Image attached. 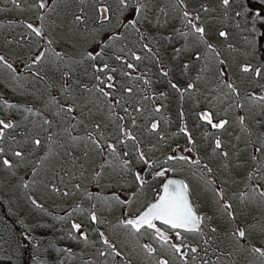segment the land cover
I'll return each instance as SVG.
<instances>
[{
  "label": "trees",
  "instance_id": "trees-1",
  "mask_svg": "<svg viewBox=\"0 0 264 264\" xmlns=\"http://www.w3.org/2000/svg\"><path fill=\"white\" fill-rule=\"evenodd\" d=\"M40 2L41 0H17V3L13 4L12 0H0V55L11 58L16 63H22L19 80L23 81L26 89L30 90V95L25 94L22 88L13 93L12 87L0 81V86H2L0 91L10 93L13 100L10 104L14 105L12 108L4 106L3 95L0 93V118L16 120L21 119V115L29 117L34 115L37 120L48 118L51 123L55 121V124H63L62 127L65 128L63 136L60 137L61 139L55 136L57 140H61L62 146L59 149L64 151L60 159L64 162L66 158H69L64 164L68 166L72 163L75 171L78 169L77 165L85 159V156L88 158V155L92 156L93 160L99 156H105L107 161V147L104 143V140H107L108 144L115 146L117 156L116 159H110V163H107L108 166L114 165L113 167L117 169V172H112L108 176L114 180L111 187L117 189L119 185L121 189L120 184L127 182V186H123L126 189L122 190L132 192L134 195L143 189H150L153 194L154 188L160 185L163 176L152 175V172L161 166H173V160H168V157L177 145L190 144L200 157L206 156L210 148L212 151L216 148L214 138L218 135L217 129H212L210 124L200 119V111L211 110L210 102L218 93L203 88L201 84L203 61L198 62V52L189 51L188 46L190 45L181 35L183 33L181 22L185 19L184 15L183 21L176 19L175 16L172 17L176 11L174 9L180 2L178 4L176 0H142L144 9L143 16L137 24L138 31L137 29L126 31L121 27V22L126 23L132 18L134 8L132 12H127V18L124 16L125 19L124 17L119 19L123 12L119 0H55L57 8L52 12L59 22L56 27L60 29L59 31L63 30L62 26L65 27V32L55 34L53 30L46 31L47 39L49 37L51 40L59 39L60 47L62 46L61 48L58 46L60 53L55 52V56L51 57H49L50 54L47 55L45 49L42 50L44 46H40V37L26 27L27 24L33 25V21L39 23L42 21L49 28H53L46 9L42 10L38 7ZM239 2L249 14L251 13L250 15L257 10L264 9V4H261L259 0H239ZM100 5L111 9L110 22H101L98 15ZM78 15L83 17L82 22L75 20ZM255 31L258 59L264 64V40L260 39V33H264V26L257 22ZM113 33L120 34V38L110 41L109 36ZM145 44L148 45L147 49L143 47ZM201 47L198 46L199 49ZM39 51L45 52L41 62L31 68L26 67L32 64V60ZM97 52H101L99 58L87 59L89 53ZM132 52H135L141 59L138 61L133 59ZM116 56H121L122 60H117ZM105 63L109 65V70L103 73L97 72L96 68L102 67ZM127 63L135 67L129 69L126 66ZM111 69H116V71L111 72ZM66 72L70 74L67 77L64 75ZM163 72L167 75H163ZM109 74L114 77L112 83L115 87L106 88L105 91L110 92L111 95L104 97L96 90L98 84L96 76L106 78ZM172 84L177 85L181 91L174 89ZM189 85H192L190 89ZM129 88L131 92L126 91ZM53 92L56 94L54 95ZM117 100L120 101L119 104ZM68 107H72L73 111L68 112ZM153 123L157 125L155 130L151 127ZM121 128L125 132H130L135 139H125V136L121 134ZM181 128L186 129V132H182ZM56 131H59V128H56ZM89 133H92L93 138L99 139L103 146L102 150L96 149L91 143L88 138ZM189 137H191V142H189ZM86 142L89 143L88 148L82 149ZM141 152L153 165L151 168L139 160ZM124 160L129 162L127 168L122 167ZM103 167L105 169V166ZM141 169L145 170L143 187L133 175L135 171ZM129 174L134 179L131 181L126 179V181L124 177ZM169 174H175V171ZM151 180H154V183L150 185L148 182ZM132 197L135 199L132 202L134 208L137 199L135 196ZM90 199L87 201L89 205L91 204ZM0 213L8 222L7 224H11L12 230V224L15 225V232L11 234L13 237H9L7 233L5 235L0 230V240H3V237L8 238L0 243V264H15L16 261L18 264H33V256L37 247L46 260L43 262L39 259L38 264H87L86 262L69 263L67 261L70 257L66 256H60L59 259V251L52 247L53 242L60 241L66 244L61 248L60 255H71L74 253V248L69 245L78 244L85 239L81 235L82 228L86 229V238L93 240L92 245L95 252L103 249L101 246L103 241L101 242L98 237L101 236V232L112 242L117 239L114 236V233L118 232L115 230L117 214L107 215L102 223H91V215L84 209L73 213L75 220L79 218L77 220H80L78 222L81 226L79 230L73 231L75 236H72L70 232L72 228L67 229L64 224L52 226L53 221L42 226L36 223L33 228L36 236H30L29 232H24V227H18L19 224L14 223L15 216L11 214L9 207L2 199H0ZM253 218L251 219L254 221ZM58 219L60 220V217ZM61 221L65 222L64 217ZM252 225L256 226V221ZM254 228L252 226L249 231H246L247 240H259L261 235L264 239V232L257 233V226L256 229ZM215 229L217 232L212 231L215 235L212 236L213 238L210 236L209 239L202 237L199 231L198 237L200 238L195 240L193 236L194 239L191 240L197 252L192 253L188 250V255L183 258L172 256L173 260H168V264H205V262L207 264H258L264 261V255L261 253L250 252L248 241L245 242L247 244H243L245 237L241 239L230 232L228 235L223 234L229 229L223 231L217 226ZM151 232L146 229L141 230L140 233L133 230L132 233L137 242L150 239L149 237L153 234ZM65 248H68L66 252H64ZM7 251L10 252L6 254ZM16 251L19 253L18 259H15L18 254H15ZM116 253L119 252L116 251L113 255L111 264L135 262L130 261V263L129 259L124 258L120 253L116 255ZM158 253L157 250L151 253L154 260L158 256L163 257L161 253ZM79 255L85 258L88 253L81 252ZM97 264H104V261L101 260L100 263L98 261ZM154 264H159V262L155 261Z\"/></svg>",
  "mask_w": 264,
  "mask_h": 264
},
{
  "label": "rangeland",
  "instance_id": "rangeland-1",
  "mask_svg": "<svg viewBox=\"0 0 264 264\" xmlns=\"http://www.w3.org/2000/svg\"><path fill=\"white\" fill-rule=\"evenodd\" d=\"M54 1L43 0L45 7L42 9H46L48 12V18L53 28H49L42 21L40 23L33 21L34 27L41 29L40 46H44L42 50L45 49L47 55L50 54L49 57L55 56V52L60 53L58 46L60 47L61 43L59 39L54 38L53 41L50 37L47 39L46 31L53 30L52 32L56 34L65 30L63 26L61 31L56 27L59 22L52 12L57 8ZM176 1L180 4H177L178 9H174L176 11L172 17L182 19L186 11L191 14L184 21L182 19L181 31L183 33L181 35L186 38L190 45L188 46L189 51L198 52V62L199 60L203 61L204 69L200 78L201 84L203 88L218 93L210 102L211 110L200 111V116L207 112L213 123H220L221 121L228 123L225 124L224 128L217 129L218 135L214 138V143L216 144V141L219 140L221 147L215 148L213 151L210 148L204 157H200L190 144L177 145L172 149L170 156H184L188 158V161H199V163L174 159L172 167H158L152 172V175L166 169L162 181L171 171H175V175L178 174L184 178L190 194L191 205L202 218L200 230L202 237L209 239L210 236L215 235L212 233L215 226L223 231L229 229V231L223 232L227 235L229 232L235 234L237 229H243L246 234V231H249L252 226L255 227L254 229L257 226V233L259 231L264 232V227H262L264 225V196L260 195V192L264 191V167H260L252 159L253 154L258 157L261 155L255 153L254 148L260 146L261 141H264V101L258 98L256 100L250 98L252 93L264 96V64L258 59L257 37L253 32L252 15L239 0H230V5L227 8L222 4V0H183L182 3L181 0ZM104 6L100 5L98 8V15L101 20L102 13L99 9ZM132 11L123 10L119 19L124 16L127 18V12ZM238 12L240 15H237ZM197 16H199L198 20L196 19ZM189 19L197 27L204 29L202 36L194 31L192 24L188 23ZM221 31L227 35L221 37L219 35ZM61 37L63 38V35ZM197 45L202 46L201 49ZM209 45L212 47L210 48ZM39 53L40 51L36 55ZM4 57L13 65L15 71L0 65V81L12 87L13 93L22 88L25 94L30 95V90L26 89L25 83L19 80L22 63H16L11 58ZM246 65H250L253 71L247 73L241 71L242 67ZM256 68L262 69V74L259 77L255 75L254 70ZM66 82L68 84L69 80ZM229 83L237 89L236 92H232L227 87ZM0 93L3 95L4 101L9 104L13 101L10 93L7 94L2 91ZM53 94L56 93L53 92ZM20 117L21 119L16 120L0 118V120L11 122L14 125L13 128L5 129L3 135L0 136V149H2L0 152V199L7 204L9 211L15 216L14 223L19 224L18 227H24V232H29L30 236H34L33 228L36 223L42 226L53 221L52 226L64 224L67 229L68 227L72 228L70 232H72V236H75L73 231L76 229H73L72 225L79 224L78 221L80 220L77 218L76 221L73 213L85 209L86 213L90 215L94 213L97 217L96 221L90 219L91 223H102L107 215L114 216L117 214L116 227H114L119 234L115 232L114 236L119 241L116 239L112 242L108 236H103V238L98 236L101 242L107 239L109 245L103 243L101 245L103 249L95 252L92 245L93 240L87 237L78 244L69 245V247L74 248V253L71 255H60L59 252L62 253L61 248L66 244L60 241H57L58 243L53 242L52 247L59 251V259L60 256H66L70 257V260L67 261L69 263L97 264L98 261L100 263L103 260L104 264L107 261L111 264L113 255L118 251L124 258L129 259L128 262L135 261L132 264H154L155 261L160 264L161 260L172 261V256L183 255L185 257L188 255V250L191 252V248L194 247L192 245L194 242L191 240L194 239L193 236H195V240L196 238L199 239V232L188 233L181 229L173 230L163 226L161 230L169 237L167 243L160 241L153 230L151 234L153 233L154 237L151 235L150 239L135 242L136 237L133 236V229L130 226L125 227L121 223L133 219L137 213L143 211L149 203L153 202L159 193L160 185L154 188L153 194H151L150 189H143L136 192L137 195L122 190L125 188L124 185L127 186V182L120 184L121 189H119V185L117 189L111 187L114 180L108 176L112 172H117V169L113 167L114 165L108 166L107 163H110V159H116L117 156L115 152L107 149V161L105 156H99L93 160V157L88 155V158L85 156V159L77 165L78 169L75 171L72 163L68 166L64 164L65 160L69 158H66L64 162L60 159L64 151L59 149L62 146L61 140H57L55 136L61 139L60 137L63 136L65 130L62 127L63 124H55V121L51 123L48 118L37 120L34 115L31 117L21 115ZM240 117H244L243 124L240 122ZM210 127L212 126L210 125ZM56 128H59V131H56ZM37 140L40 141L38 145L35 143ZM77 142H79L78 139ZM104 143L107 147L108 141L104 140ZM88 145L89 143L86 142L82 149L88 148ZM186 149H191V151H186ZM16 152H20L21 156H16ZM5 159L9 161L10 166L3 164ZM144 171V169L137 170L133 175L135 177L136 173H140L144 177ZM134 177L129 174L124 178L131 181ZM134 183L136 182L134 181ZM153 183L154 180L148 182L150 185ZM132 196L137 199L134 208L132 202L135 199ZM89 198H91L90 205L87 203ZM225 204L230 205V208L226 210L223 207ZM229 211L232 213L231 216L228 215ZM55 214L60 217V220ZM54 215L55 217H53ZM62 217H64L65 222L61 221ZM251 218L255 220L253 221ZM255 221L256 226L252 225ZM7 223L0 213V230L5 235L7 233L9 237H13L11 234L13 235L15 232V225L12 224V230L11 224ZM81 230V235L86 237V229L82 228ZM176 231L181 232L180 239H177ZM101 233L103 234V232ZM220 234L222 233L220 232ZM262 237L261 235L259 240H247L246 236L243 244H247L245 242L248 241L252 253L255 252L254 249L256 248L264 251V239ZM2 239L0 243L8 240L5 237ZM64 242L68 243V241ZM172 244L180 246L181 253H177ZM184 245L189 247L186 248ZM145 246H151L153 251L157 250L163 257L158 256L154 260V256L151 254L153 251L149 253ZM67 249L65 248L64 252ZM39 251L40 249L37 247L33 256V264L40 263L39 259H42L43 262L46 261ZM9 252L7 251L6 254ZM81 252H86L88 255L83 258L79 255ZM16 253L18 252L16 251ZM18 257L19 253L15 259ZM83 259L85 261H82ZM60 262L62 261L60 260ZM15 264H18V261ZM258 264H264V261H260Z\"/></svg>",
  "mask_w": 264,
  "mask_h": 264
},
{
  "label": "snow or ice",
  "instance_id": "snow-or-ice-1",
  "mask_svg": "<svg viewBox=\"0 0 264 264\" xmlns=\"http://www.w3.org/2000/svg\"><path fill=\"white\" fill-rule=\"evenodd\" d=\"M182 2H183V0H181V3ZM259 2L261 4H264V0H259ZM12 3L16 4L17 0H12ZM119 4H120L121 9L124 11H129V10H132L134 8V14L132 15V18L128 19L126 23L121 22V27L123 29H125L126 31L128 29H137V24L139 22V19L143 16L144 5L142 3V0H119ZM222 4L225 6V8H227L230 5V0H222ZM38 7L41 9H43L45 7V3L43 2V0H41ZM99 11L102 13L101 22L102 23L103 22H110V20H111V9L107 6H104L101 9H99ZM183 15L185 18H188V17H190L191 14L186 11V12H184ZM237 15H240V13L238 12ZM196 19L198 20L199 16H197ZM75 20L77 22H82L83 17L78 15L75 17ZM257 22H259L262 26H264V9L257 10L254 13H252V25H253L254 34H256L255 30H256ZM188 23L192 24V27L196 33L201 34V36L203 35L204 29L202 27H197L192 22L191 19L188 20ZM26 27L28 29H30L31 32L34 33L37 37H40L42 35L41 29L38 27H34L32 24H27ZM137 31H138V29H137ZM219 35L221 37H225L227 34L223 31H221L219 33ZM119 38H120V34H118V33H113L111 36H109L110 41L113 39H119ZM260 39L264 40V33H260ZM143 47L145 49H147L148 45L145 44V45H143ZM209 47L211 48L212 46L209 45ZM44 56H45V52L41 51L38 55H36L34 57V59L32 60V64L26 65V67L31 68L33 65L40 63ZM57 56H59L58 53H57ZM100 56H101V52H97L95 54L89 53L87 56V59L95 60V59L99 58ZM131 56L133 59H135L137 61L141 59V57L136 55L135 52H132ZM116 59L122 60V57L116 56ZM0 65H3L5 68H7L11 71H15V69L13 68V65L11 63H9L7 61V59L2 55H0ZM126 66L129 69H133L135 67V65H133L131 63H127ZM93 67L96 68L95 65H93ZM106 70H109V65L107 63H105L102 67L96 68V71L101 72V73L105 72ZM110 71L115 72L116 69H111ZM241 71L247 73V72L253 71V69L250 65H246V66L242 67ZM254 71H255V75L257 77L261 76V74H262L261 68H256ZM162 74L165 76L167 75L166 72H163ZM221 74L223 75V73H221ZM35 75H39V73H35ZM64 75L67 77L70 74L66 72V73H64ZM125 75H128V74L125 73ZM96 80L98 81V84L96 85V90L99 91L104 97H109L111 95V93L108 91H105V89L106 88L112 89L115 87L114 83H112V81L114 80V77L111 74L107 75L106 78L97 75ZM146 83H147V81H146ZM171 86L174 89H177V91H181L180 89L177 88V85L172 84ZM188 87L190 89L192 87V85H189ZM227 87L229 89H231L232 92L237 91V89L231 83L227 84ZM126 91L131 92V89L130 88L126 89ZM250 98L253 100H256L258 98L259 100L264 101V96H260L258 93L250 94ZM3 103H4V106H6L8 108L14 107V105L9 104L7 101H4ZM119 103H120V101L117 100V104H119ZM28 111H31V109H28ZM67 111L72 112L73 109L71 107H68ZM157 111H159L158 108H157ZM200 119L203 121H206L208 124H210L212 126V128H215V129L224 128L225 124L228 123L227 121H221L220 123H213L210 115L207 112L201 114ZM239 119H240L241 124H243L244 123V117H240ZM45 123H48V122L45 121ZM133 123H135V121H133ZM13 127H14L13 123L5 122L4 120H0V136L3 135V132L5 129H10ZM151 127L153 130H155L157 128V125L155 123H153ZM97 128H99V125H97ZM120 131H121V134L125 136V139H132V140L135 139V137L132 136L130 132H125V130L123 128H121ZM181 131L186 132V129L181 128ZM88 138L91 141V143L95 146L96 149L102 150L103 146L99 142V139L93 138L92 133L88 134ZM121 142H123V141H121ZM189 142H191V137H189ZM35 143L38 145L40 143V141L37 140V141H35ZM215 146L217 149H219L221 147V142L219 140H217ZM107 150L115 152L116 149H115V146L113 144L109 143V144H107ZM186 151H191V149H186ZM0 152H2V149H0ZM254 152L261 154V155L258 157L256 154H253V156H252L253 161H255L257 164H259L260 167H264V159H262V157H264V141H261L260 146L254 148ZM15 155L20 156L21 153L16 152ZM124 155H128V154L124 153ZM224 155H227V154L224 153ZM174 159L188 161V158L184 157V156H176V157L169 156L168 157V160H174ZM139 160L144 162L145 164H148L149 168H151L153 166L145 158V156L142 152L139 154ZM188 162L199 163V161H188ZM128 163L129 162L127 160H124L122 167L127 168ZM3 164L5 166H10L9 161L7 159H5L3 161ZM257 170H259V169H257ZM165 171H167V170L165 169V170H161V171L156 172V176H163L165 174ZM250 176H251V173H250ZM135 180L140 183L141 187L144 186L145 182H144L143 176L140 173L135 174ZM170 187L172 188L171 191H170ZM187 190H188L187 185L178 184L174 180H168L167 183H165L163 186V190H162L163 194L158 195L156 198V201L154 203L150 204L148 206L147 210L142 212L135 219H128L126 221H122L121 223L125 227L130 226L131 229H133L137 233H140L141 229H143L145 227L147 229H151L155 232L157 238L164 243L168 242L169 237L167 235H165L164 231H162L159 227H157V225H156V223H154V221H158L161 224L166 225L168 228L173 229V230L181 229L185 232H199L201 230L200 225H201L202 218L199 217L194 212L193 206L190 204V202L188 200ZM65 194H67V193H65ZM260 195L264 196V191H261ZM33 203H35V201H33ZM223 207L227 210L230 208V205L225 204ZM228 215L229 216L232 215L231 211L228 212ZM91 219H92V221H96L97 217L94 213L91 215ZM72 227H73V229L79 230L81 226L79 224H73ZM212 231L214 232L216 230L213 228ZM235 234L238 235L241 239H243L245 237V231L243 229H237ZM175 235H176L177 239L181 238V232L180 231H176ZM101 237L103 238L102 233H101ZM82 238L86 239V237H83V236H82ZM103 243L106 245H109V241L107 239H104ZM145 247L147 248V251L149 253H151L153 251L151 246H145ZM172 247L175 249V251L177 253H181V247L180 246H178L176 244H172ZM184 247L187 248L189 246L184 245ZM254 251L261 253V255H264V251H262L260 248H256V249H254ZM191 252L196 253L197 249L195 247H192ZM101 255H103V253H101ZM116 255H119V253H116ZM181 258H183V255L181 256ZM160 264H168V262L165 260H161ZM205 264H207V262H205Z\"/></svg>",
  "mask_w": 264,
  "mask_h": 264
},
{
  "label": "water",
  "instance_id": "water-1",
  "mask_svg": "<svg viewBox=\"0 0 264 264\" xmlns=\"http://www.w3.org/2000/svg\"><path fill=\"white\" fill-rule=\"evenodd\" d=\"M168 180H174V181H176L178 184H182V185H185V181H184V179L181 177V176H178V175H168V176H166L164 179H163V181L161 182V185H160V192H159V194L158 195H162L163 194V186H164V184L165 183H167V181ZM172 190V188L170 187V191ZM187 196H188V200H189V202H190V197H189V192H188V190H187ZM156 201V199L152 202V203H154ZM151 203V204H152ZM190 204H191V202H190ZM147 208H148V206L142 211V212H144L145 210H147ZM193 210H194V212L198 215V213L196 212V210L193 208ZM141 212V213H142ZM140 213V214H141ZM139 214V215H140ZM138 215V216H139ZM199 216V215H198Z\"/></svg>",
  "mask_w": 264,
  "mask_h": 264
},
{
  "label": "flooded vegetation",
  "instance_id": "flooded-vegetation-1",
  "mask_svg": "<svg viewBox=\"0 0 264 264\" xmlns=\"http://www.w3.org/2000/svg\"><path fill=\"white\" fill-rule=\"evenodd\" d=\"M162 182V181H161ZM160 185H161V183H160ZM159 192H160V189H159ZM159 194V193H158ZM158 196V195H157ZM157 198V197H156ZM155 198V199H156ZM152 203V202H151ZM151 203H149V205L151 204ZM148 205V206H149ZM146 208V207H145ZM142 211V210H141ZM141 211L139 212V213H137L136 215H135V217H133V219H135L136 217H138V215L141 213ZM197 212V211H196ZM199 215V214H198ZM199 217H200V215H199ZM201 222H202V220H201ZM154 223H156V225H157V227H159L160 229H161V227H167L166 225H163V224H161L160 222H158V221H154ZM147 228L145 227V228H143V229H141L142 231H144V230H146ZM200 229H201V225H200ZM149 230H151V229H149ZM152 231V230H151ZM154 232V231H153Z\"/></svg>",
  "mask_w": 264,
  "mask_h": 264
}]
</instances>
